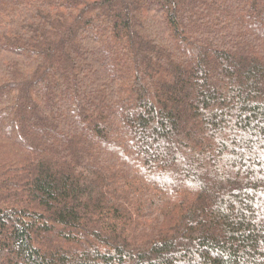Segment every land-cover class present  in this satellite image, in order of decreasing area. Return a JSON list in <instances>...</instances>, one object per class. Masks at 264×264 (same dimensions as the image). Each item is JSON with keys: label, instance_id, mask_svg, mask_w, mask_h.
Segmentation results:
<instances>
[{"label": "trees", "instance_id": "obj_1", "mask_svg": "<svg viewBox=\"0 0 264 264\" xmlns=\"http://www.w3.org/2000/svg\"><path fill=\"white\" fill-rule=\"evenodd\" d=\"M0 264H264V0H0Z\"/></svg>", "mask_w": 264, "mask_h": 264}]
</instances>
